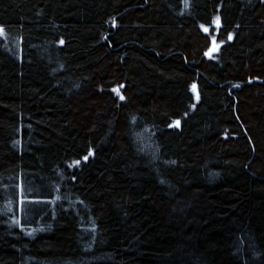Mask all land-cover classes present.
I'll return each instance as SVG.
<instances>
[{"label":"trees","instance_id":"obj_1","mask_svg":"<svg viewBox=\"0 0 264 264\" xmlns=\"http://www.w3.org/2000/svg\"><path fill=\"white\" fill-rule=\"evenodd\" d=\"M1 27L0 264H264V0H0Z\"/></svg>","mask_w":264,"mask_h":264},{"label":"water","instance_id":"obj_2","mask_svg":"<svg viewBox=\"0 0 264 264\" xmlns=\"http://www.w3.org/2000/svg\"><path fill=\"white\" fill-rule=\"evenodd\" d=\"M216 50V46L214 44H212L206 51H205V55L207 57H209L211 55L212 52H214ZM193 90H194V93H195V99H197L198 97V89H197V84L196 83H193Z\"/></svg>","mask_w":264,"mask_h":264},{"label":"rangeland","instance_id":"obj_3","mask_svg":"<svg viewBox=\"0 0 264 264\" xmlns=\"http://www.w3.org/2000/svg\"><path fill=\"white\" fill-rule=\"evenodd\" d=\"M206 29V28H205ZM8 31H7V29H5L4 27H1L0 28V36H2V35H7L8 33H7ZM28 198H26L25 196H24V198L22 199V203H24L25 205H26V207L28 206V203H29V200H27ZM28 209H29V206H28Z\"/></svg>","mask_w":264,"mask_h":264},{"label":"snow or ice","instance_id":"obj_4","mask_svg":"<svg viewBox=\"0 0 264 264\" xmlns=\"http://www.w3.org/2000/svg\"><path fill=\"white\" fill-rule=\"evenodd\" d=\"M219 23V21L217 20V24ZM121 98H123V97H121Z\"/></svg>","mask_w":264,"mask_h":264}]
</instances>
